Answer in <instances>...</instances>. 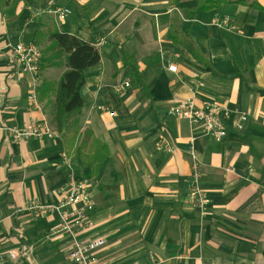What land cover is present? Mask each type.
Listing matches in <instances>:
<instances>
[{
  "label": "crops",
  "instance_id": "0c3cea01",
  "mask_svg": "<svg viewBox=\"0 0 264 264\" xmlns=\"http://www.w3.org/2000/svg\"><path fill=\"white\" fill-rule=\"evenodd\" d=\"M246 1L205 10L197 0L0 2V118L7 126L46 119L56 131L53 104L38 91L65 70L20 73L9 44L54 25L100 53L79 91L84 108L74 146L84 139L81 154L67 131L14 142L0 130V250L25 252L4 264H71L72 238L53 233L58 214L23 209L28 199L57 202L71 175L86 181L94 200L76 237L104 239L97 254L110 264H264V0ZM52 6L70 13L57 19L45 11ZM122 52L130 57L125 64ZM33 83L37 106L29 98ZM191 95L228 107L224 139L168 113ZM240 113L248 119L237 129ZM161 138L172 152L159 147ZM92 139L106 150L93 173L85 160ZM191 140L207 198L203 214L187 203Z\"/></svg>",
  "mask_w": 264,
  "mask_h": 264
},
{
  "label": "built area",
  "instance_id": "2783aa9c",
  "mask_svg": "<svg viewBox=\"0 0 264 264\" xmlns=\"http://www.w3.org/2000/svg\"><path fill=\"white\" fill-rule=\"evenodd\" d=\"M45 11L53 17L63 20L70 13V9L61 6H52ZM1 23L4 22L0 21ZM226 24L229 22L226 19ZM15 69L23 74L36 75L40 71L41 50L33 41H20L10 45ZM128 81L118 84L115 89L120 90L122 86H128ZM29 98L33 105H38L35 83L31 85ZM103 110V107H98ZM168 113L185 119L189 124L201 125L205 135L215 141H221L226 137L224 119L230 115V110L223 103L217 101L202 100L196 101L194 96H188L183 100L173 104ZM109 115L114 112L109 111ZM248 119L247 113H240L239 119L235 123L237 129L243 127ZM0 130H4L14 142H21L31 138H40L43 136L54 138L58 133L50 126L46 119L32 118L23 127H11L2 122L0 118ZM159 147L166 152H172L173 147L167 138H161ZM187 153L191 159V172L187 182V203L192 209H197L200 214L205 211L207 198L200 184V162L197 158L192 140L189 143ZM66 161V155H63ZM231 171V168H226ZM23 209L33 216H43L57 213L60 223L53 231L54 234L67 233L72 238V244L69 251L71 264H110L107 260L98 257V250L104 245V239L96 238L91 240H80L76 237L78 231L83 229L88 212L94 209V200L90 189L83 179H77L71 175L66 189H64L61 198L57 202L44 203L36 199L25 201ZM24 249L17 253L14 250H0V264H4L6 257L17 259L24 256Z\"/></svg>",
  "mask_w": 264,
  "mask_h": 264
},
{
  "label": "trees",
  "instance_id": "16d2710c",
  "mask_svg": "<svg viewBox=\"0 0 264 264\" xmlns=\"http://www.w3.org/2000/svg\"><path fill=\"white\" fill-rule=\"evenodd\" d=\"M9 0H0L7 4ZM246 0H197L201 9H212L224 3H246ZM30 41H33L41 49L40 68L51 66L64 67L65 70L57 81H43L39 91L40 101H51L53 104V124L56 131L64 134L70 133V141L73 152L81 154V146L84 139L79 142L80 125L78 116L84 108V100L80 96V88L84 84V70L95 66L100 61V53L93 43L82 40L74 35L59 30L54 25L40 26L30 34ZM124 64L130 59L122 52ZM84 137L89 136L85 132ZM94 151L85 159L90 172H95L100 163L105 159L106 150L102 143L92 139ZM89 172V173H90ZM88 173V174H89Z\"/></svg>",
  "mask_w": 264,
  "mask_h": 264
},
{
  "label": "rangeland",
  "instance_id": "374dc122",
  "mask_svg": "<svg viewBox=\"0 0 264 264\" xmlns=\"http://www.w3.org/2000/svg\"><path fill=\"white\" fill-rule=\"evenodd\" d=\"M41 50V49H40ZM54 125V124H53Z\"/></svg>",
  "mask_w": 264,
  "mask_h": 264
}]
</instances>
